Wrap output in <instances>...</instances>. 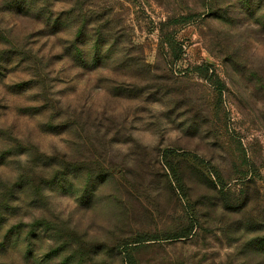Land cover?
<instances>
[{
  "label": "rangeland",
  "instance_id": "374dc122",
  "mask_svg": "<svg viewBox=\"0 0 264 264\" xmlns=\"http://www.w3.org/2000/svg\"><path fill=\"white\" fill-rule=\"evenodd\" d=\"M11 1L0 264H264V0Z\"/></svg>",
  "mask_w": 264,
  "mask_h": 264
},
{
  "label": "trees",
  "instance_id": "16d2710c",
  "mask_svg": "<svg viewBox=\"0 0 264 264\" xmlns=\"http://www.w3.org/2000/svg\"><path fill=\"white\" fill-rule=\"evenodd\" d=\"M21 2V0H13V1H11V3L9 4V8L11 9H13V8H17L18 6H19V3ZM75 58H76V56H75ZM80 58H78L77 57V60H79ZM83 62L84 64L86 63V61L85 60H80L79 62ZM197 70V72H199L202 76H204V78H206V79H209V78H211L212 77V75L211 76H209V69L208 68H204V67H199V68H197L196 69ZM126 258H127V262H128V264H135L134 263V259H133V256H132V253L131 252H126Z\"/></svg>",
  "mask_w": 264,
  "mask_h": 264
}]
</instances>
